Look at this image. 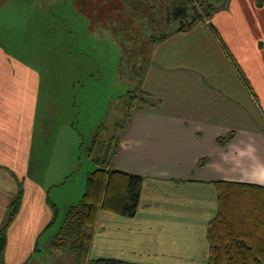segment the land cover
Masks as SVG:
<instances>
[{"label":"crops","instance_id":"1","mask_svg":"<svg viewBox=\"0 0 264 264\" xmlns=\"http://www.w3.org/2000/svg\"><path fill=\"white\" fill-rule=\"evenodd\" d=\"M62 5L69 19L82 23L74 15L83 13L78 3ZM2 9L0 4V14ZM90 16H85L87 27L104 26ZM28 31L19 42L9 38L10 47L0 43V230L22 190L18 212L5 229L3 261L57 264L60 251L52 242L100 167L89 148L101 129L89 146L82 140L79 148L76 121L63 113L57 120L64 122L49 132L40 109L54 96L69 103L75 90L79 93V77L72 72L78 67L54 71L61 92L47 91L43 67L27 57L39 55L33 49L39 47L37 39H25ZM148 56L138 85L160 103L133 107L125 125L104 132L114 143L107 168L143 177L140 204L132 216L98 212L83 264H208L210 223L220 207L218 182L264 187V0H229L191 29L169 30L150 43ZM82 154L92 161L84 174ZM118 180L123 187V178ZM255 215L264 219L253 210L235 221L238 232L250 224L242 234L249 236ZM262 236L264 227L249 240L261 244Z\"/></svg>","mask_w":264,"mask_h":264},{"label":"rangeland","instance_id":"2","mask_svg":"<svg viewBox=\"0 0 264 264\" xmlns=\"http://www.w3.org/2000/svg\"><path fill=\"white\" fill-rule=\"evenodd\" d=\"M65 1L78 3L83 13L74 15L80 17L82 23L73 16L69 19L66 7L62 5ZM228 2L229 0H222L213 4L221 9ZM0 4L3 6L0 15L4 17L0 22V43L9 46V38L19 42L29 30L25 39H37L39 47L32 48L38 49L34 52L39 55L36 57L32 52L27 57L43 67L44 84L50 88L47 91L55 94L61 92L55 88L60 79L54 71L59 69L63 72L69 71L68 67H78L77 71L75 69L72 72L79 77V93L75 90L69 103L54 96L43 103L40 109V116L52 127L49 132L53 134V125L64 122L57 120L63 113L69 114L76 121L79 148L82 140L84 147L89 146L91 135L93 139L95 132L101 129V139L97 138L91 155L92 158L101 156L105 159V150L110 149L111 152L112 148H104L107 142L104 132L114 129L116 125H125L131 107L140 100L137 97L142 96L138 81L147 65L149 44L169 30L186 25L187 20L195 16L197 10H201L191 0H0ZM184 6L187 7L186 16L174 19L175 8ZM202 12L204 13L203 9ZM85 16L101 18L104 26L99 24L96 25L97 29L94 26L92 30V23L88 27L84 24L88 22L85 21ZM45 18L53 20V24H44ZM36 21L42 25H34ZM98 23L99 21L96 24ZM111 29L117 30V33L114 34ZM55 44L58 49H54ZM61 48L66 58L62 57L64 53ZM68 75L65 73V76ZM243 75L251 85L246 74ZM67 91H63L65 97ZM123 94L125 95L121 96ZM74 105L73 111H70L69 108ZM91 117L92 128L89 125ZM82 159L87 162L82 161L81 174H84L92 161L83 154ZM79 185L80 183H75V186ZM8 218L9 210L4 221ZM64 223L65 221L60 231L63 230ZM90 233L92 227L85 234L91 235ZM62 237L58 242L66 245L59 249L53 248L60 251L55 262L83 264L88 258L89 242H82L77 236L70 238L65 234Z\"/></svg>","mask_w":264,"mask_h":264},{"label":"trees","instance_id":"3","mask_svg":"<svg viewBox=\"0 0 264 264\" xmlns=\"http://www.w3.org/2000/svg\"><path fill=\"white\" fill-rule=\"evenodd\" d=\"M191 1H194L196 8L199 7L201 10H197L195 16L191 17L189 21L187 20L186 25L178 28L179 30L191 29L196 23L205 21L219 9L218 6L206 0ZM186 13L187 7H176L173 12V18L183 19ZM212 30L221 45L227 51L218 31L214 27H212ZM162 37L163 36H161V38ZM229 56L237 69L241 72L236 60L230 54ZM241 76L246 81L242 72ZM141 93V98L137 97V99L140 100L134 106L132 105L133 107L146 105L155 106L160 103V100L154 98L153 95L143 90H141ZM133 107H131L129 115ZM116 128H118L117 125L114 129ZM100 137L101 133L98 132L94 137L92 148H95V142L97 138ZM105 144L106 146L104 148H111L112 140H107ZM92 148L89 150L90 155L92 154ZM112 151L110 152V149L105 150L106 159L101 156V158L98 156L93 158L100 167H97L90 175L84 197L67 211L64 219L65 225L63 230L59 231L60 234L58 233L54 238L52 242L53 248L59 249L66 245L58 242L60 238L63 239L62 236L65 234L69 235L70 238L77 236L82 242H90L92 233H90L91 235H86L85 233L90 227L93 229L96 225L98 212L100 210L127 216H132L136 213L140 204V195L144 179L139 174H132L115 168H107L109 167V159ZM120 177L124 180L123 187L118 180ZM218 184L221 189L219 197L220 207L217 216L210 223L208 264H264L263 236L261 239L257 240L261 242V244L258 242L252 244V241L249 240L258 230H262L264 227V219L259 215H255L256 224L252 223L254 228L247 237L242 234L250 231V224L246 226L242 232H238V225L234 223L235 221L239 222L243 219V214L246 211H260V214L264 215V187L255 184H233L223 181L218 182ZM21 195L22 190L20 189L16 197L11 201L9 218L4 224V227L0 230V237L3 236V240L0 242V264H4L3 250L5 229L18 212ZM239 239L241 242L238 243ZM98 261L116 263L113 260Z\"/></svg>","mask_w":264,"mask_h":264}]
</instances>
